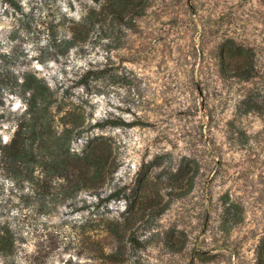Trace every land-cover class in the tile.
I'll return each instance as SVG.
<instances>
[{
	"label": "rangeland",
	"instance_id": "1",
	"mask_svg": "<svg viewBox=\"0 0 264 264\" xmlns=\"http://www.w3.org/2000/svg\"><path fill=\"white\" fill-rule=\"evenodd\" d=\"M0 0V264H257L264 0ZM229 39L257 77L222 72Z\"/></svg>",
	"mask_w": 264,
	"mask_h": 264
},
{
	"label": "trees",
	"instance_id": "2",
	"mask_svg": "<svg viewBox=\"0 0 264 264\" xmlns=\"http://www.w3.org/2000/svg\"><path fill=\"white\" fill-rule=\"evenodd\" d=\"M13 2L12 0H7ZM222 72L250 82L257 77L256 55L251 48L237 44L233 39L226 40L220 46ZM248 111L264 113V102L248 101ZM258 263L264 264V238L258 246Z\"/></svg>",
	"mask_w": 264,
	"mask_h": 264
}]
</instances>
